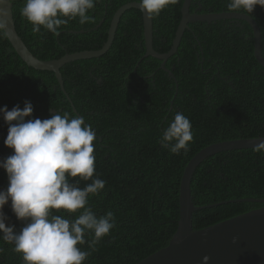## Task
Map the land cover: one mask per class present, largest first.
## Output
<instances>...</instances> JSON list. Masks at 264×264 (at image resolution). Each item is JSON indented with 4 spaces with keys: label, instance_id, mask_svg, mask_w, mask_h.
<instances>
[{
    "label": "trees",
    "instance_id": "obj_1",
    "mask_svg": "<svg viewBox=\"0 0 264 264\" xmlns=\"http://www.w3.org/2000/svg\"><path fill=\"white\" fill-rule=\"evenodd\" d=\"M183 1L176 0L152 18V47L159 54L172 45ZM130 2L139 0H99L89 12L92 22L81 25L78 18L69 20L58 36L43 28L42 34L34 35L32 25L20 15L25 0L10 3L19 38L33 56L49 61L100 49L113 15ZM228 2L191 0L189 12L249 15L259 27L264 58V9L257 7L253 14L229 11ZM187 26L177 52L165 63L175 83L160 68L161 61L144 57L141 12L126 10L103 56L60 68L71 103L53 73L27 67L6 37H0V108L19 105L23 109L29 101L32 119L68 112L83 116L97 134L93 179L106 183L98 195L89 196V206L97 216L112 211L116 224L84 264H137L166 247L177 228L179 184L189 160L214 143L264 137V68L254 58L250 27L235 20ZM177 112L190 120L193 132L189 151L179 155L159 144ZM0 128L3 160L12 151L4 144L8 125L2 117ZM88 183L91 180H80L78 186ZM7 187V174L0 169V190ZM190 191L194 206H210L192 214L195 231L264 208L260 202L264 200V153L247 149L208 157L194 171ZM251 199L259 201H247ZM3 211L6 226L19 232L24 224L17 220L10 202ZM81 247L89 250L87 244ZM0 264H24L21 254L2 239Z\"/></svg>",
    "mask_w": 264,
    "mask_h": 264
},
{
    "label": "clouds",
    "instance_id": "obj_2",
    "mask_svg": "<svg viewBox=\"0 0 264 264\" xmlns=\"http://www.w3.org/2000/svg\"><path fill=\"white\" fill-rule=\"evenodd\" d=\"M0 0V37L7 36L8 10ZM8 3L11 0H7ZM99 0H25L20 15L32 25L34 35L42 28L54 36L69 20L92 22L89 12ZM176 0H139L140 10L148 18L158 17ZM229 11L253 14L264 9V0H229ZM33 105L24 102L8 110L0 108V117L8 125L4 140L12 154L0 160L7 174L8 187L0 191V239L21 254L24 264H84L96 246L114 229L112 211L97 216L89 206V196L98 195L105 181L95 178L96 132L83 116L55 112L48 119H32ZM51 111V109H50ZM193 141L192 124L177 112L164 129L159 144L179 155L189 151ZM264 153V142L254 148ZM79 177V180L74 178ZM89 181L84 188L79 182ZM24 224L19 232L6 226L5 206ZM60 210H63L62 212ZM91 236L90 240L86 237ZM235 243V239L233 241ZM87 244V249L81 246ZM209 257L203 258L208 264Z\"/></svg>",
    "mask_w": 264,
    "mask_h": 264
},
{
    "label": "water",
    "instance_id": "obj_3",
    "mask_svg": "<svg viewBox=\"0 0 264 264\" xmlns=\"http://www.w3.org/2000/svg\"><path fill=\"white\" fill-rule=\"evenodd\" d=\"M191 0H184L181 6V19L172 45L168 52L159 54L152 47V18L140 10L137 2L122 5L113 15L107 39L103 46L94 51H83L74 54H66L58 60L42 61L29 52L15 31L12 18L11 3L5 0L3 7L8 10V29L6 37L16 55L29 68L37 71H46L54 74L57 83L65 97L60 68L67 63L89 60L103 56L112 44L120 16L131 8L139 10L142 15L144 34V57H152L161 61L160 68L175 82V79L166 68L168 58L175 55L179 47L184 30L189 23H211L220 20L244 21L251 29L253 38V55L257 63L264 68V58L261 55V33L256 22L243 13H218V14H191L189 12ZM99 25H97L96 29ZM83 32V31H79ZM70 33H76L70 31ZM176 83V82H175ZM177 90V86L175 87ZM69 103L70 100L68 99ZM73 107V106H71ZM75 112V110L73 109ZM76 113V112H75ZM264 137L251 139H238L211 144L198 151L186 164L179 184L177 228L168 245L151 254L137 264H204L203 258L209 257L208 264H264V208L231 218L201 230H193L192 214L198 210L210 206H194L191 198L190 182L196 168L208 157L218 153L254 149ZM2 191V190H0ZM259 201V200H247ZM230 202H237L230 201ZM238 202H240L238 200ZM264 203V200H260ZM222 202L220 204H224ZM235 239V243L233 242Z\"/></svg>",
    "mask_w": 264,
    "mask_h": 264
},
{
    "label": "bare ground",
    "instance_id": "obj_4",
    "mask_svg": "<svg viewBox=\"0 0 264 264\" xmlns=\"http://www.w3.org/2000/svg\"><path fill=\"white\" fill-rule=\"evenodd\" d=\"M1 129V128H0ZM2 157H4V156H2ZM3 172H4V170H3Z\"/></svg>",
    "mask_w": 264,
    "mask_h": 264
},
{
    "label": "flooded vegetation",
    "instance_id": "obj_5",
    "mask_svg": "<svg viewBox=\"0 0 264 264\" xmlns=\"http://www.w3.org/2000/svg\"><path fill=\"white\" fill-rule=\"evenodd\" d=\"M101 139V138H100Z\"/></svg>",
    "mask_w": 264,
    "mask_h": 264
}]
</instances>
